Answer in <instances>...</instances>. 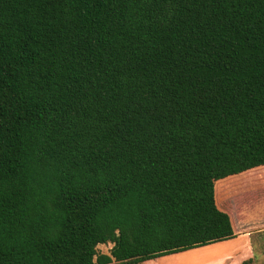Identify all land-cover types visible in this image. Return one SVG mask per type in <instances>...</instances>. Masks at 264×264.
<instances>
[{
  "label": "trees",
  "instance_id": "obj_1",
  "mask_svg": "<svg viewBox=\"0 0 264 264\" xmlns=\"http://www.w3.org/2000/svg\"><path fill=\"white\" fill-rule=\"evenodd\" d=\"M261 203L264 0H0V264H143Z\"/></svg>",
  "mask_w": 264,
  "mask_h": 264
},
{
  "label": "rangeland",
  "instance_id": "obj_2",
  "mask_svg": "<svg viewBox=\"0 0 264 264\" xmlns=\"http://www.w3.org/2000/svg\"><path fill=\"white\" fill-rule=\"evenodd\" d=\"M231 186L232 184L229 185V187ZM250 212L253 211H245L244 215H247ZM251 215L252 218L258 217L257 213ZM245 222L247 224H253L256 221H251L249 217ZM258 230L261 229L257 228L256 231ZM248 244L250 245V241L243 239L241 236L237 239L235 238L212 243L183 252L166 255L146 261L143 264H241L248 256H250ZM252 244L251 245L255 250L251 256L255 258L254 264H264V234L261 236H254L252 238ZM112 247V244H110V246L99 245L97 251L100 254H109Z\"/></svg>",
  "mask_w": 264,
  "mask_h": 264
},
{
  "label": "crops",
  "instance_id": "obj_3",
  "mask_svg": "<svg viewBox=\"0 0 264 264\" xmlns=\"http://www.w3.org/2000/svg\"><path fill=\"white\" fill-rule=\"evenodd\" d=\"M250 210H252L253 212H250L247 215H244L245 211H250ZM253 213H257L258 217L252 218L251 214H253ZM240 216H241V218L237 219L238 236L236 237V239L238 237L242 236L243 239H247L250 241V245L248 244L250 256H248L247 259L254 258V257H251L253 255V251H255L254 248L252 247V245H253L252 244V238L254 236H261L264 234V203H261V204L255 206L254 208H246L241 213ZM249 217H250L251 221H256V222H254L253 224L252 223L247 224L245 221ZM257 228H260L261 230L256 231Z\"/></svg>",
  "mask_w": 264,
  "mask_h": 264
}]
</instances>
